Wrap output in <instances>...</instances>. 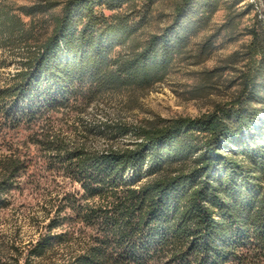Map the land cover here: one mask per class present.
Instances as JSON below:
<instances>
[{
  "label": "trees",
  "instance_id": "16d2710c",
  "mask_svg": "<svg viewBox=\"0 0 264 264\" xmlns=\"http://www.w3.org/2000/svg\"><path fill=\"white\" fill-rule=\"evenodd\" d=\"M157 1L67 0L49 15L58 4L15 9L0 0V50L21 55L20 70L0 87L5 134L36 128L29 143L52 174L47 188L32 181L43 189L48 219L32 253L74 243L61 264H264V13L247 27L249 42L227 56L234 91L212 111L134 129L105 124L111 135L134 137L109 150L72 142L64 130L71 114L104 94L161 82L225 6L177 0L171 23L136 44ZM243 1H226V31L234 37L238 18L259 5L237 12ZM6 145L0 203L22 189L34 158L14 141Z\"/></svg>",
  "mask_w": 264,
  "mask_h": 264
},
{
  "label": "rangeland",
  "instance_id": "374dc122",
  "mask_svg": "<svg viewBox=\"0 0 264 264\" xmlns=\"http://www.w3.org/2000/svg\"><path fill=\"white\" fill-rule=\"evenodd\" d=\"M40 1L58 4L50 15L58 14L67 0H6V3L17 9ZM176 1L158 0L149 24L137 34L133 42L140 44L151 34L169 25ZM226 1L232 0H223L225 6L213 16L209 28L194 38L190 47L176 58L169 74L161 82L146 90L104 94L88 105L83 113L71 114L68 123L64 124L69 140L86 144L95 150L125 147L134 140L131 132L127 135H111L104 128L107 126L105 124L128 123L134 129L154 120L198 117L212 111L216 104L225 103L234 91L229 87L232 72L226 70V58L249 42L251 37L246 34L247 27L253 23L257 12L260 15L264 13L263 0H244L238 4L237 12L244 11L249 2L259 5L257 9L238 18V35L234 37L226 31ZM207 45L212 49V54L202 60L200 52ZM3 60L7 65L0 67V87L5 86L12 75L20 70L21 55L2 49L0 62ZM56 116L62 117L61 114ZM4 122L0 114V155L7 152L6 144L14 141L20 144L22 150L30 151V156L34 158L21 179L23 190L12 189L0 203V264H61L77 249V245L60 244L42 256L32 253L40 233L46 232L48 219L43 208L44 197H40V194L44 186H50L52 178L44 164L38 162L40 153L34 144L29 143V136L36 128L24 126L9 130L6 136L8 129L4 127ZM86 128H100L102 132L90 135ZM35 180L42 182L41 189L32 183ZM68 188L71 189L70 185Z\"/></svg>",
  "mask_w": 264,
  "mask_h": 264
}]
</instances>
